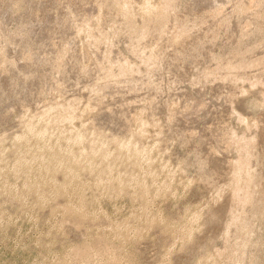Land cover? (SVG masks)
Masks as SVG:
<instances>
[{"label": "rangeland", "instance_id": "1", "mask_svg": "<svg viewBox=\"0 0 264 264\" xmlns=\"http://www.w3.org/2000/svg\"><path fill=\"white\" fill-rule=\"evenodd\" d=\"M121 1L0 0V264H264V0Z\"/></svg>", "mask_w": 264, "mask_h": 264}, {"label": "bare ground", "instance_id": "2", "mask_svg": "<svg viewBox=\"0 0 264 264\" xmlns=\"http://www.w3.org/2000/svg\"><path fill=\"white\" fill-rule=\"evenodd\" d=\"M148 1V0H147ZM172 1L173 0H164L163 1V3H164V10H166L167 8H169L170 6H171V4H172ZM251 1H255V0H251ZM121 10L122 11H124L125 10V7L129 4V2L127 1V0H122L121 2ZM257 4V3H256ZM145 5H147V9H149L150 7L149 6H151V4L149 5V2H147V3H145ZM250 7L252 8L253 7V5H250V4H248V5H246L245 6V9H240V11H247V10H250ZM104 9H106L105 8V5H99V7H98V12H100V14H101V12L104 10ZM253 9V8H252ZM261 10L260 9H256L254 12H252L253 13V15L251 16V18L250 19H252V21H254L255 23H261L262 22V20L264 19V12L262 11V12H260ZM97 12V13H98ZM125 12V11H124ZM162 16H164V17H166V14H163L162 13ZM253 22V23H254ZM254 23V24H255ZM257 24H255V25H257ZM149 22H144L142 25H137L136 23H134L132 20H130L129 21V23H128V27L129 28H136V30H138L137 32H139V35H140V37H143V36H145L148 32H149ZM261 26H262V24H261ZM256 27V26H255ZM255 31V30H254ZM182 35H184V37H187L188 36V33L186 32V29L183 27L182 28V30L180 31V32H178V34H177V37H176V41H180L181 39H182ZM261 62V60L260 59H242L239 63L238 62H236V63H238V65L240 66V67H244V68H247V67H252V66H256V65H258L259 63ZM236 63H231V64H229V68H234V66H235V64ZM129 68V67H128ZM120 71L121 72H124V71H127V66L125 65L124 66V64H123V66L121 65L120 66ZM207 73V72H206ZM108 75H110V73L108 74ZM207 75L208 76H211V75H214V73L213 72H208L207 73ZM232 76H230V75H226L225 76V79L226 80H231V79H233V78H231ZM248 79V78H246L244 75H241V76H239L237 79L239 80V79ZM244 79V80H245ZM234 80V79H233ZM232 80V81H233ZM236 80V79H235ZM250 80V79H249ZM250 82H251V84H257V83H259V82H261V77L260 76H257V78L255 79V80H250ZM134 88V87H133ZM246 144V143H245ZM243 145V144H242ZM245 146V145H244ZM242 147V146H241ZM244 148V150H245V152L246 153H250V150H249V148L247 147V146H245V147H243ZM243 150V149H242ZM244 164L246 165V161H241V162H239V163H237V170H238V172H237V174H236V176H235V178H234V180H233V182H232V191H233V203H241V204H243V205H246V204H251V205H256L257 207H260L261 206V208H262V211H259V210H257V211H254L253 212V215L254 216H261V218L263 217V215H264V192H263V194H261L259 197H257V193L258 192H256V189L257 188H259L258 186L260 185V184H262L261 183V179H259L257 176L255 177V175H253V174H250V173H248V175L244 178V181L241 183V180H243V177L240 175V173H241V171H243L245 168H244ZM244 168V169H243ZM243 169V170H242ZM246 170V169H245ZM246 185V186H244V184ZM260 189V188H259ZM263 190H264V187H263ZM243 191L244 192H246L245 194H242L243 193ZM259 191V190H258ZM262 192V191H261ZM255 193H256V195H255ZM259 209V208H258ZM258 218V217H257ZM232 224H235V226L237 225V226H239L240 228H242V229H246L245 231H243L242 232V234L240 233V235H242V237L244 238V239H247V240H249L248 238H249V235L251 234L250 233V231L252 232V229L254 228L253 226H254V223H253V220L252 219H247V220H241L240 218H238V217H234L233 218V220L231 221V223L229 224V225H231L232 226ZM228 225V226H229ZM229 228V227H228ZM240 230V229H239ZM241 231V230H240ZM239 231H237V233H238ZM239 234V233H238ZM239 235V236H240ZM238 236V235H237ZM238 236V237H239ZM241 237V238H242ZM239 239V238H238ZM243 240V239H242ZM244 242H247L246 240H244ZM244 242H243V244L242 245H244ZM250 242V241H249ZM84 243V242H83ZM248 243V242H247ZM247 243H245V244H247ZM240 244H241V242H240ZM239 244V245H240ZM84 245V244H83ZM87 245H88V243H87ZM86 245V246H87ZM241 245V246H242ZM86 246H85V249H86ZM245 246V245H244ZM72 247V246H71ZM109 247V246H108ZM107 247V248H108ZM243 247V246H242ZM73 248V247H72ZM90 248V247H89ZM102 248V247H101ZM104 248V247H103ZM102 248V249H103ZM106 248V247H105ZM246 248H247V246H246ZM82 249V248H81ZM81 249L80 248H76V250H75V254H74V256H72V260L70 261L69 260V258H68V260H69V262H67L68 264H94V263H96L97 264V260H100L101 258H104V256H105V253L103 252V253H99L98 255H94V254H96V253H92V254H87V253H85L83 250L81 251ZM88 249V248H87ZM100 249V248H99ZM243 249V248H242ZM96 250V249H95ZM101 250V249H100ZM238 249H236V251H237ZM241 250V249H240ZM244 250V249H243ZM242 250V251H243ZM74 251V250H73ZM87 251V250H86ZM106 251V250H105ZM114 251H116V250H114ZM239 251V250H238ZM101 252V251H100ZM117 252V251H116ZM228 252V251H227ZM240 252V251H239ZM88 253H89V251H88ZM91 253V252H90ZM114 253V252H113ZM225 253H226V251H225ZM117 254V253H116ZM115 254V255H116ZM237 254V253H236ZM243 254V253H242ZM114 255V254H113ZM245 255V254H244ZM68 256V255H67ZM69 256H71V254L69 255ZM224 256V255H223ZM117 257H118V255H117ZM122 257H123V255H122ZM236 257V256H235ZM242 257V256H241ZM244 257V256H243ZM242 257V258H243ZM116 258V257H115ZM119 258V257H118ZM121 258V257H120ZM65 259H66V257H65ZM239 259V258H238ZM237 259V260H238ZM110 260V259H109ZM113 260H116V259H113ZM112 260V261H113ZM119 260V259H118ZM117 260V261H118ZM121 260V259H120ZM123 260V259H122ZM124 260H126V259H124ZM105 261V260H104ZM110 262V261H109ZM114 262V264H116L115 262L116 261H113ZM112 262V263H113ZM126 262V261H125ZM61 263H62V260H61ZM99 264H101V262H98ZM105 263V262H104ZM112 263H110V264H112ZM118 263H119V261H118ZM117 263V264H118ZM123 263V262H122ZM127 263V262H126ZM64 264H66V263H64ZM102 264H103V261H102ZM121 264V263H120ZM124 264V263H123Z\"/></svg>", "mask_w": 264, "mask_h": 264}]
</instances>
